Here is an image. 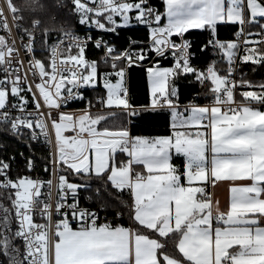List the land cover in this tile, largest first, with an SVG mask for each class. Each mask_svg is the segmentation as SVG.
Returning <instances> with one entry per match:
<instances>
[{"label": "snow or ice", "instance_id": "6c2138e0", "mask_svg": "<svg viewBox=\"0 0 264 264\" xmlns=\"http://www.w3.org/2000/svg\"><path fill=\"white\" fill-rule=\"evenodd\" d=\"M5 3L0 133L29 149L0 142L7 264H264V79L243 71L264 68V0ZM134 25L144 39L120 37ZM190 30L207 33L198 47ZM133 66L146 73V104ZM181 82L200 91L181 102ZM73 102L83 106L65 111ZM164 111V128L145 134ZM40 166L47 179L24 174ZM219 183L224 207L209 190Z\"/></svg>", "mask_w": 264, "mask_h": 264}, {"label": "trees", "instance_id": "16d2710c", "mask_svg": "<svg viewBox=\"0 0 264 264\" xmlns=\"http://www.w3.org/2000/svg\"><path fill=\"white\" fill-rule=\"evenodd\" d=\"M26 0H14V3L17 6L23 7L25 4ZM42 3H48L49 0H41ZM154 2L157 4V6H159V0H154ZM162 10V9H161ZM25 18H28V13L25 12L24 13ZM64 13L63 11L60 13L59 16H57V20H61L63 17ZM76 31L79 32H84L85 29L79 25H75ZM53 35L55 36V33H53ZM126 35H132L135 37H139L140 39H144L146 36V29L144 28V26L142 25H134L132 26L129 31L125 32V31H121L120 32V37H124ZM207 33L203 32L202 30H190L189 32V38L193 39L196 41V44L193 45V47H198L199 43L203 41V39L206 37ZM227 35V31L224 29H221V36ZM111 39H115V37H108ZM117 43H120L119 40H117ZM88 55L94 56V55H99V53L94 52L93 50L89 49ZM243 71L245 73H247V77L250 80H255V81H259L261 79H264V68L261 67H257L256 71L253 72L252 71V65L251 63L244 65L243 66ZM129 84L130 87L132 89V92L134 93L135 96V100L138 104H146L149 101V95H148V91H147V86H146V73L144 71L143 68L137 67V66H133L130 71H129ZM200 91L199 87L196 85H192V86H187L186 82H181V88H180V92H181V102H184L185 99H187L193 92H198ZM88 94H91L90 92H88ZM202 102V101H200ZM79 107H82V103H80L79 105H77ZM168 114L166 111L161 112V114L159 115V117L151 122L152 123V127L146 128L144 129L145 134H158L166 125V123L168 122ZM0 142L5 143L8 147L6 149L7 153L12 152V151H17V149H22L24 150L25 155L28 154L29 149L25 144L19 143L15 138L9 136V135H5L0 133ZM34 151L37 157V163L40 164L43 156L46 154L45 152V148L43 146H39V145H34ZM173 162L177 161L179 162V166L182 167L181 159H176V158H172ZM93 188H95V185H93ZM91 194V193H89ZM108 216H112L113 213L112 211H108L107 213ZM121 224H127L128 223V218L127 215H125V217L118 221ZM3 260H4V264H7V260L6 258L3 256Z\"/></svg>", "mask_w": 264, "mask_h": 264}, {"label": "built area", "instance_id": "2783aa9c", "mask_svg": "<svg viewBox=\"0 0 264 264\" xmlns=\"http://www.w3.org/2000/svg\"><path fill=\"white\" fill-rule=\"evenodd\" d=\"M6 7H7V6H6V3H5V0H0V8H5V9H6ZM8 19H9V24H12V18H11V14H10V13L8 14ZM13 32L15 33V30H13ZM77 32H78L81 36H83L85 31H84V32H79V31H77ZM0 34H2V33H0ZM92 34H93V35H99L100 33L94 31ZM105 38L107 39L108 37H105ZM89 49H91V46H89ZM90 93H91V92H90ZM86 95L91 96V94H88V93H86ZM80 103H81V102H73V103H70V104L68 105V107L65 109V111L78 110L79 108H81V107L77 106V105H79ZM201 103H203V101H202ZM19 152H24V150H22V149H17V151L9 152V154H12V153H19ZM17 160H18V162L20 163L21 168H23V161H22V159H21L19 156H17ZM24 174H30V175H32L33 177L39 175L40 177H42V178H44V179H47V178H48V173H46V172L43 170V167H42V166L37 167V169H36L35 172H32V173H24ZM209 190H210V185H209ZM86 195H90V194H89V193H84V192L81 193V202H82L83 204H85L86 206H89V207H92V208L97 207V204H96V203H94V202H89V201H86V200H85V196H86ZM100 215H101V217H103V216L105 215V213H104L103 211H101V212H100ZM109 217H110V216H109ZM0 264H4L3 255H0Z\"/></svg>", "mask_w": 264, "mask_h": 264}, {"label": "crops", "instance_id": "0c3cea01", "mask_svg": "<svg viewBox=\"0 0 264 264\" xmlns=\"http://www.w3.org/2000/svg\"><path fill=\"white\" fill-rule=\"evenodd\" d=\"M146 86H147V91H148L147 77H146ZM172 156L174 158H176L177 160L181 159L182 160L181 165H183V157L182 156L175 154L174 152H173ZM172 163L179 166V162H177V161L173 162V160H172ZM210 191H214L216 197L219 199V201L221 203V206L224 207L226 205V203L228 202L229 195H230L228 192V186L224 183H219L218 186L215 187L214 189L210 186Z\"/></svg>", "mask_w": 264, "mask_h": 264}]
</instances>
